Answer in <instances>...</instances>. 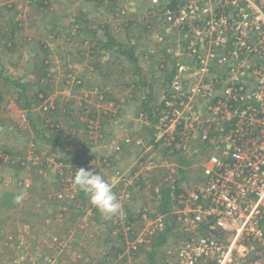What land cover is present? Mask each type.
Wrapping results in <instances>:
<instances>
[{"label": "rangeland", "instance_id": "rangeland-1", "mask_svg": "<svg viewBox=\"0 0 264 264\" xmlns=\"http://www.w3.org/2000/svg\"><path fill=\"white\" fill-rule=\"evenodd\" d=\"M261 198L264 0H0V264H264Z\"/></svg>", "mask_w": 264, "mask_h": 264}, {"label": "clouds", "instance_id": "clouds-1", "mask_svg": "<svg viewBox=\"0 0 264 264\" xmlns=\"http://www.w3.org/2000/svg\"><path fill=\"white\" fill-rule=\"evenodd\" d=\"M73 187L83 192L103 216L112 218L122 215V205L112 183L96 167L78 168L73 176ZM25 196L26 193L21 191L14 200L17 204L22 203Z\"/></svg>", "mask_w": 264, "mask_h": 264}, {"label": "trees", "instance_id": "trees-1", "mask_svg": "<svg viewBox=\"0 0 264 264\" xmlns=\"http://www.w3.org/2000/svg\"><path fill=\"white\" fill-rule=\"evenodd\" d=\"M56 23H58V22H56ZM117 39V38H116ZM116 39H114V38H111L110 39V41H114V42H116L117 40ZM122 47L124 46L125 47V45H121ZM134 54H135V50L132 48V49H130V52H129V60L131 59V61H136V59L138 58L137 56H134ZM41 62H46V59H44V60H42ZM131 64H134V63H132V62H130ZM131 64H130V66L129 67H131ZM135 74H138V73H135ZM139 75V74H138ZM170 78H171V75H170ZM170 78H169V80H170ZM162 207H163V211H165V212H168V210H169V213H167L168 215H167V219L168 220H170L172 217H173V212H172V203H170V201H168V199H165V198H163V200H162ZM168 220H166V222H167V227H168V229L167 230H164V231H162V232H160L158 235H157V238H153V239H151V241H153L152 242V245L150 246L151 247V253H149L150 251L149 250H146V251H149V252H147V254H148V258L150 259V261H151V264H155V257H157V255L160 253L159 252V250H160V247H162L163 246V244L166 242V239L168 238V236L170 235V233H171V230H172V228L175 226L174 224H173V222H170V221H168ZM168 232V233H167ZM214 232V231H213ZM217 234V232H215V233H213V235H216ZM156 239H157V241H156ZM150 241V242H151ZM149 242V243H150ZM149 243L148 242H146V243H143V244H141V245H146V246H148L149 245ZM112 249V248H111ZM137 250H138V248H137ZM162 260H163V258H161Z\"/></svg>", "mask_w": 264, "mask_h": 264}, {"label": "built area", "instance_id": "built-area-1", "mask_svg": "<svg viewBox=\"0 0 264 264\" xmlns=\"http://www.w3.org/2000/svg\"><path fill=\"white\" fill-rule=\"evenodd\" d=\"M259 17L260 16H258L257 17V19H256V25L258 24V22L260 21V19H259ZM230 21H232L233 20V18L230 16V18H228ZM261 19H263V17L261 16ZM222 21V19L220 20V22ZM224 22H227L226 24H224ZM223 24L226 26V27H228L229 26V23H228V21H227V19H226V21H223ZM256 25H255V28H256ZM236 28L237 29H241L242 28V25L241 24H237V26H236ZM262 201H263V198H261L260 200H259V202L253 207V208H250V210H249V212H250V215L251 216H256V218L258 219V221H259V226H261L262 225V221H264V208L262 209V211H263V213L261 212V207H260V204L262 203ZM223 209H225L227 212H228V214L229 215H231L232 216V218L234 219V220H237V219H239L238 218V216L237 217H235L234 216V214H236V209H237V205L236 204H234V203H232V201H229V202H227L226 203V205H223ZM217 226H219V227H223V228H225L226 226H227V224L225 223V222H222V221H218L217 222ZM233 233L235 234V236L236 237H240L241 235H245L244 234V232H242V229H239V228H237V229H234L233 230ZM248 234V233H247ZM204 243H207L208 245H212V246H214L215 244H214V240L213 241H207V242H204ZM190 250H192L193 252L195 251L194 249H189V250H187V251H190ZM187 251H185V252H187Z\"/></svg>", "mask_w": 264, "mask_h": 264}]
</instances>
